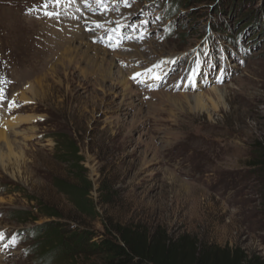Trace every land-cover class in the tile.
<instances>
[{
    "label": "rangeland",
    "instance_id": "1",
    "mask_svg": "<svg viewBox=\"0 0 264 264\" xmlns=\"http://www.w3.org/2000/svg\"><path fill=\"white\" fill-rule=\"evenodd\" d=\"M32 84L37 105L19 100ZM17 116L35 118L1 125ZM0 128L13 152L0 162V264H88L47 259L58 241L33 239L47 223L69 246L78 230L141 225L264 258L250 166L264 140V0H0ZM81 180L96 216L66 191ZM36 202L60 218H18Z\"/></svg>",
    "mask_w": 264,
    "mask_h": 264
},
{
    "label": "trees",
    "instance_id": "2",
    "mask_svg": "<svg viewBox=\"0 0 264 264\" xmlns=\"http://www.w3.org/2000/svg\"><path fill=\"white\" fill-rule=\"evenodd\" d=\"M256 148L259 153L250 166L259 167L262 173L258 187L262 213H264V140L258 142ZM69 154L72 155V163L80 166L81 160L76 157V151L70 149ZM83 170L81 165L76 172L80 176ZM65 188L72 195L74 205L78 210L96 216L97 213L89 199L91 187L88 181L81 180L80 184ZM30 201L32 202L33 199ZM17 215L18 218L32 216L33 220L37 217L49 220L60 218L53 208L45 204H37V202L34 211L17 213ZM36 230L34 240L40 236H47L48 241L50 237L58 241L56 247H52L46 253L50 255L46 257L47 259L56 254L58 259L68 257L73 260L75 256L88 258L86 261L88 264H264V258L248 254L240 248L230 249L205 244L187 234L173 238L160 227L148 229L141 225L113 224L110 227L104 225V232L97 239H94V234L88 231L78 230L71 235L74 240L71 246L59 238L60 231L51 223L42 225ZM52 244L53 240L46 243L44 248L48 249Z\"/></svg>",
    "mask_w": 264,
    "mask_h": 264
},
{
    "label": "bare ground",
    "instance_id": "3",
    "mask_svg": "<svg viewBox=\"0 0 264 264\" xmlns=\"http://www.w3.org/2000/svg\"><path fill=\"white\" fill-rule=\"evenodd\" d=\"M70 11V10H69ZM69 13V12H68ZM82 13V12H81ZM65 14V13H64ZM62 17V16H61ZM71 17V16H70ZM65 18V17H64ZM81 16H80V18H79V20L81 21ZM63 19V18H62ZM66 19V18H65ZM67 21L66 20H63L62 21V23L64 24V23H66ZM70 22V21H69ZM68 22V23H69ZM72 22V21H71ZM71 22H70V24H71ZM76 22V21H75ZM73 23V22H72ZM74 24V23H73ZM81 24H82V22H81ZM68 25V24H67ZM70 26H72V25H70ZM77 26H79V25H77ZM81 27V26H80ZM87 27V26H86ZM78 28V27H77ZM67 30V29H66ZM77 30V29H76ZM81 30V29H80ZM74 31L75 30H72V33H74ZM77 32V31H76ZM80 32V31H79ZM51 34H52V36L54 37V38H57V34L55 33V31H51ZM74 35V34H73ZM80 36V34H75V36ZM91 38V37H90ZM73 39V38H72ZM76 39H78V38H76ZM80 40V39H79ZM92 40V39H91ZM69 41V40H68ZM76 41V40H75ZM81 41V40H80ZM85 41V40H84ZM73 42V41H72ZM65 43H67V42H64V41H60V40H57L56 42H54V44L52 43V45H53V47H54V49L56 48L55 46H60V45H63L64 46V44ZM74 43V42H73ZM77 43V42H76ZM90 45V44H89ZM62 48V47H61ZM73 48V47H72ZM72 48H70V47H66V46H64V52H65V54L67 55V54H69V53H71V49ZM101 49V48H100ZM62 50V49H61ZM77 51V50H76ZM102 51V50H101ZM62 52V51H61ZM80 53V52H79ZM98 53V52H97ZM102 53V52H101ZM105 53V52H104ZM103 53V54H104ZM77 55V54H76ZM79 55V54H78ZM75 56V55H74ZM74 56H72L71 55V58H69L68 57V59H66V61L68 62V63H71L74 59H75V57ZM83 56L84 57H88V56H85L84 54H83ZM98 56V55H97ZM65 57V56H64ZM67 57V56H66ZM99 57V56H98ZM97 57V58H98ZM81 58V57H80ZM85 59V58H84ZM100 59V58H99ZM87 61V60H86ZM60 62V61H59ZM64 62V61H63ZM88 62V61H87ZM96 62V61H95ZM103 62V61H102ZM63 66H64V63H61ZM73 64V63H72ZM72 67V66H71ZM70 67V68H71ZM103 67V66H102ZM66 68V67H65ZM92 68V70L93 69H97L96 68V66L95 67H91ZM97 71H102V70H100V67H98V70ZM86 72V71H85ZM84 72V73H85ZM94 72H95V70H94ZM104 72H106V69H104ZM54 73H56V72H54ZM91 74H92V72H91ZM110 74V73H109ZM94 75V74H93ZM105 79V78H104ZM45 80H47V79H44V81ZM15 84V83H14ZM37 85L39 86L40 85V82H37ZM43 86V85H42ZM40 87V86H39ZM49 90V89H48ZM214 90V89H213ZM214 92H215V94H216V96H218V97H220V95H219V93H217V90H214ZM44 94V93H43ZM45 95V94H44ZM40 98V95H38V89H37V87H35L33 84L32 85H29L28 87H26V89H24V91L23 92H21L20 94H19V100L22 102V103H25V102H29V103H31V104H34V105H37V103H38V99ZM220 98H222V97H220ZM193 102H194V104L196 105V106H200V99L199 98H194L193 99ZM202 103V102H201ZM12 109V108H11ZM34 110H39V106H36V108H33V109H31V111L33 112ZM28 111H29V107L26 105V106H23L20 110H18L17 111V108H14L13 110H12V113L14 112V113H16V115H24L25 113L27 114L28 113ZM33 118H35L34 116H26V117H23V116H17V117H15V118H13L12 117V119L10 120V119H7V120H9V121H7V123H2L1 125H5V127H7V128H12V127H14V126H23L24 124H31L30 122L31 121H33ZM30 126H32V125H30ZM4 127V128H5ZM32 127H34V126H32ZM35 128V127H34ZM29 129V128H28ZM33 129V128H32ZM10 131H11V129H10ZM29 131V130H28ZM5 138H7V131H5V129H1L0 128V141L1 140H4ZM5 141V140H4ZM3 142V141H2ZM9 142V141H8ZM12 142V141H11ZM10 142V143H11ZM5 149L8 151V153L7 154H5L4 152H2V150H4L3 148H1L0 147V162H2V160H4V158H6V159H8V158H10V157H12L13 158V152H12V150H11V147H10V145H9V143L5 146ZM4 153V154H3Z\"/></svg>",
    "mask_w": 264,
    "mask_h": 264
},
{
    "label": "snow or ice",
    "instance_id": "4",
    "mask_svg": "<svg viewBox=\"0 0 264 264\" xmlns=\"http://www.w3.org/2000/svg\"><path fill=\"white\" fill-rule=\"evenodd\" d=\"M137 75H139V73H138ZM135 78H136V77L134 76L133 79H135Z\"/></svg>",
    "mask_w": 264,
    "mask_h": 264
}]
</instances>
